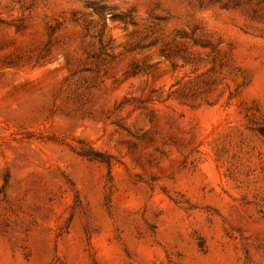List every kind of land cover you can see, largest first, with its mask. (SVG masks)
<instances>
[{
    "label": "rangeland",
    "instance_id": "rangeland-1",
    "mask_svg": "<svg viewBox=\"0 0 264 264\" xmlns=\"http://www.w3.org/2000/svg\"><path fill=\"white\" fill-rule=\"evenodd\" d=\"M258 124L264 0H0V264H264Z\"/></svg>",
    "mask_w": 264,
    "mask_h": 264
},
{
    "label": "trees",
    "instance_id": "trees-1",
    "mask_svg": "<svg viewBox=\"0 0 264 264\" xmlns=\"http://www.w3.org/2000/svg\"><path fill=\"white\" fill-rule=\"evenodd\" d=\"M252 129H253V128H252ZM253 130H255V129H253ZM256 131H257L258 133H260V134H263V133H264V126L258 124V126H257V128H256ZM79 155H80V156H83V157H85V158H87V159H89V160H93V161H101V162L104 161L103 158H102V156H100V155H98V154H87V153H85V152H82V153H80ZM104 163H106V165H108V166L110 165V162H106V160L104 161Z\"/></svg>",
    "mask_w": 264,
    "mask_h": 264
}]
</instances>
